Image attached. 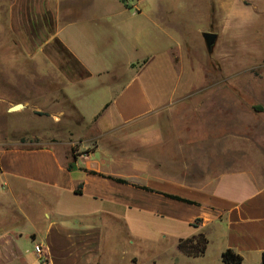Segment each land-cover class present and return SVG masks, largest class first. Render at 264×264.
<instances>
[{"label": "crops", "instance_id": "crops-1", "mask_svg": "<svg viewBox=\"0 0 264 264\" xmlns=\"http://www.w3.org/2000/svg\"><path fill=\"white\" fill-rule=\"evenodd\" d=\"M182 6L0 0V87L33 95L0 91V102L42 112L61 98L76 116L63 142L1 149L0 264H226L227 249L263 264L264 175L244 146L230 150L228 126L218 132L210 121L205 140L192 137L140 78L151 64H180ZM43 81L61 97L44 99ZM200 233L202 255L180 250V239Z\"/></svg>", "mask_w": 264, "mask_h": 264}, {"label": "rangeland", "instance_id": "rangeland-1", "mask_svg": "<svg viewBox=\"0 0 264 264\" xmlns=\"http://www.w3.org/2000/svg\"><path fill=\"white\" fill-rule=\"evenodd\" d=\"M177 1L183 2L176 9L177 16L186 18L181 24L185 45L180 64L173 70L151 64L139 73L140 78L150 94L166 99L165 110L174 114L178 128L192 130V137L199 135L205 140L210 121L218 132L222 125L228 126L230 150L237 153L239 145L244 146L248 165L255 163L264 175V0ZM205 32L218 35L211 50ZM27 66L29 69V64H23V69ZM4 74L0 72V80ZM6 75L29 83L22 72L7 71ZM43 82L38 91L44 99L50 92L58 94L59 89L48 88L47 81ZM30 90L0 87L2 93L32 100ZM10 106L0 102V151L20 142H63L68 138L63 133L70 129V116L76 117L61 98L58 105L46 104L42 112L26 107L10 111ZM62 108L66 109L64 116L58 113L59 117L53 118L48 112ZM54 130L57 135H47Z\"/></svg>", "mask_w": 264, "mask_h": 264}, {"label": "trees", "instance_id": "trees-1", "mask_svg": "<svg viewBox=\"0 0 264 264\" xmlns=\"http://www.w3.org/2000/svg\"><path fill=\"white\" fill-rule=\"evenodd\" d=\"M120 182H125L123 179H117ZM171 197L184 200L186 202H192L187 199H183L177 196ZM208 239L203 233H200L199 235L190 237V238H184L180 239L179 241V248L184 253L191 255V256H199L202 255L206 251ZM223 261L226 264H243V258L240 254L236 253L232 249H227L223 252ZM263 264H264V254H263Z\"/></svg>", "mask_w": 264, "mask_h": 264}, {"label": "water", "instance_id": "water-1", "mask_svg": "<svg viewBox=\"0 0 264 264\" xmlns=\"http://www.w3.org/2000/svg\"><path fill=\"white\" fill-rule=\"evenodd\" d=\"M204 39L207 45L208 50H211L214 46V44L216 43V39L218 37V35L214 32H205L204 33ZM24 105L23 104H15L13 106L10 107V111H15L18 110L19 108H23Z\"/></svg>", "mask_w": 264, "mask_h": 264}, {"label": "built area", "instance_id": "built-area-1", "mask_svg": "<svg viewBox=\"0 0 264 264\" xmlns=\"http://www.w3.org/2000/svg\"><path fill=\"white\" fill-rule=\"evenodd\" d=\"M125 1H132V0H125ZM34 249H35V252L38 254V255H42L43 254V247L41 244H36L34 246Z\"/></svg>", "mask_w": 264, "mask_h": 264}]
</instances>
